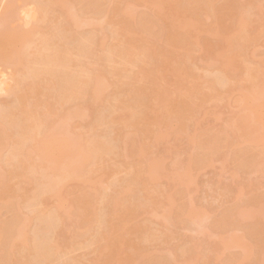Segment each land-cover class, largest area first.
<instances>
[{
    "label": "bare ground",
    "instance_id": "6f19581e",
    "mask_svg": "<svg viewBox=\"0 0 264 264\" xmlns=\"http://www.w3.org/2000/svg\"><path fill=\"white\" fill-rule=\"evenodd\" d=\"M144 1L152 4L157 9L160 8L162 12L166 11L165 9L168 10L166 12L176 11L184 17V20L172 19L169 21L170 27L167 26L166 29L155 12L142 11L135 14L132 11L121 10L114 0H6L4 2L3 14L0 16V65L6 63L12 67L13 84L4 82L3 85V81L6 80L2 77L1 81L0 78V92L7 91L9 95L6 101H0V264H87L82 258L75 257L73 250L80 244H93L99 239L105 240L107 243L100 249L101 256L95 260L93 259L92 262H88L89 264H172L173 262V264L178 262H180L178 264H194L195 257L181 261L179 255L183 254L184 245L179 247L180 253L173 254L175 252H168L167 250L162 253L168 255H161V253L158 256L156 254L154 256L146 254L148 258L145 259L146 255L143 254L144 239L141 238L139 241L137 237L144 234L143 236L146 238V232L149 229L146 228L148 230H145L144 226L137 224L129 229V232L133 235L138 234L135 237L138 241H136L137 239H130L134 238L131 236L128 238L121 230L122 224L128 226L127 220L135 212L132 206H136V198L139 197L135 191L144 192L142 196L144 200L140 202L141 205L145 204L151 197V188L143 181V175L144 179L145 174L155 179L159 172L163 175L158 174L159 177H170L164 173L168 171L164 163L163 166H161L162 164H159V166L160 168L165 166L164 168L167 170L161 169V172L158 170L157 173H153L155 168L152 169L153 166L150 167L151 165L146 166L145 162H141L133 169L131 163L122 161V164H129L126 177L110 181V186L113 185L117 188V195L122 198L106 197L107 192L104 190L101 193L99 192L98 203L91 206L88 194L82 199L76 196L75 201L79 204V210L82 211L78 221L84 226L79 223L75 232L67 226L66 218L61 214L69 201L65 196L67 193L65 189L70 186L73 180L94 184L91 177L83 175L82 169L85 163L92 159H98L100 162L106 160V156L115 149L113 143L119 140L120 125L131 127L142 133L141 138L129 133L127 139L123 141V148L128 150L126 157H147L152 152L147 145H150L152 141H147L148 143L144 144L142 139H151L153 132L156 134L153 130L154 127H157L156 125L167 124V120L171 117L182 116V111L190 112L198 106L197 102L195 103L196 106L186 100L187 97H184L186 95H179V97L176 96L174 99L169 100L168 92L165 91L161 98L159 95L153 97L157 80L154 73L157 71L156 68L160 69L158 68L160 63V67L163 66L160 56L169 53L164 48H172V50L166 49L171 53L175 51H173V48L177 52L181 47L180 49L183 52V44L187 42V34L190 36V33L179 32L178 30L181 28L198 30L200 33L206 32V34L211 32L214 35L221 36L220 34L225 31V29L222 30L224 27L222 26L223 28L220 29V24H218V27L215 25L224 21V15L222 16L224 18L220 20L223 13H228L222 11L229 9V15H231V11L234 10L232 6H227L231 3L225 5L231 7V9L225 6L226 9L220 6H212V11L218 8L216 11L214 10L216 14L213 12L212 15L209 4L216 0H192L191 4H189L190 0H180L170 8L165 7L166 0L164 2L162 0ZM54 2L61 4V11L58 13L52 7ZM202 4L203 7L199 6ZM30 5H33V8ZM189 5H194L196 8L200 7L199 9L202 12H199L201 11L199 10L194 16H190L187 13ZM110 10L114 13L112 19L110 18ZM210 13L211 17H209ZM234 14V17L231 15L233 19L229 17V21L222 22L221 25L225 24L228 34L225 33L229 36L228 41L233 37L230 41L236 48L233 53L228 55L217 51L213 56L218 61L212 59V62L215 61V63L220 64L217 70L218 74H227L232 64L234 66L233 70H236L241 66H247L249 61L252 62L249 56L252 52L249 50L254 49L255 46L252 45H256V40L264 36L263 34L257 37L259 34L261 35L258 29L255 33L256 28L260 26L261 29L259 28V30H264V23L259 27H254L255 24L253 28L249 27V29L248 25L252 26L251 21L246 19L247 17L243 16L244 14L236 17ZM20 15L24 16V23H17V18ZM204 16L207 19H212L215 16L220 22L215 18H213L214 22L208 19L212 21L214 26L209 30V28L203 26L204 24L208 26L204 22ZM53 17H57L54 28L45 34L42 33L37 41L32 40L31 35L34 30L39 28V24L45 23ZM71 23L77 28L88 25L90 29L87 32H72ZM26 25H30V27L25 28ZM215 28L216 33H214ZM102 29L106 30L101 33L100 30ZM250 30H252V34H257V38H254V35L251 37ZM208 35L204 37V42H206L204 45L211 46L209 38L206 40ZM227 36H224L225 41ZM253 39L256 41L255 44H253ZM238 41L239 45L236 44ZM163 44L168 46L164 47ZM138 47L140 50L136 52ZM189 49H191L190 52L184 50L187 54L184 53L185 57L180 56L181 60L178 57V66L180 67L178 70L182 71L181 73L185 69L186 72L195 69H191L194 67L190 65L191 63L189 64L190 68L188 65L192 60L191 53L195 52L194 49ZM96 50L99 51L98 56L94 54ZM239 50L242 51V54L245 52L244 55H247L248 51L250 53L246 57L241 56ZM179 51L178 54L181 53ZM90 55L98 59L92 65H87L85 59ZM189 56L191 59H189ZM139 58L145 63V66H140L134 77L147 75L148 79L146 81L143 78H138L136 81L122 80L123 76L131 74L130 65L133 66L134 61ZM243 58H246V61L249 59L247 63L246 61L241 63L244 61ZM178 60H176V63ZM209 62L208 64L211 65L212 63ZM234 62H238V64H234ZM105 63L108 65H104ZM150 65L153 68L149 69ZM250 65L249 68L248 66L245 68L251 76L248 72H245L249 80L251 78L254 81L252 83H255L260 77H256L258 72H255L256 68H253V65L250 67ZM255 66L257 67V65ZM205 70L208 71V68ZM251 70L254 72H251ZM185 71L184 73H186ZM208 73V77H210L212 72ZM213 75H216V77L204 78V82H206H203L202 86L196 84L197 86L194 88L195 85H191L193 87L191 90L196 91L198 97L201 93L200 97L203 98L205 97L202 92L204 90H201V87L204 88L203 86L206 84L204 89L213 90L211 96L214 92L221 93L218 85H222L224 80L218 78L216 73H213L212 77ZM258 76H260V73ZM109 77L113 80L112 82L108 79ZM263 84L259 85L257 83L259 87L254 84L248 85L249 97L253 100L251 105L252 118L247 115V117L240 118V122H238L240 123L238 126H240L242 120H245L246 127H244V130L252 132L257 138H260V132L264 130ZM113 86L115 90L110 96H107L106 93ZM187 90H190V88ZM206 94L210 95L208 92ZM100 102L102 106L98 107ZM159 103L164 104V112L162 110L161 116L157 113V109L156 113L158 115L154 111ZM179 103L184 104L183 108ZM179 107L182 109L180 110ZM176 108H179L178 112ZM91 111L95 112L90 125L93 131L84 140L81 132H72L71 123L75 118L83 120L86 117H91ZM152 111L156 114L155 116L150 115ZM183 119L182 116L179 122L182 123ZM250 119L255 124H259V127L251 125ZM178 123L179 126L180 123ZM237 124L236 128H238ZM81 125L79 127L83 128ZM178 126L176 127L179 128ZM181 127L182 131H187V127ZM163 134L164 132L158 134L161 135L160 139H163ZM166 134L168 133L166 132ZM204 134L205 132L201 133L202 137L201 135L198 136L201 137V141L197 140L198 137L193 136L195 140L193 144H197V146L195 145L194 154L191 152L192 156L189 155V162L184 171H178L177 175L175 174L179 179L183 180V177L188 175L191 169H194V166H191L193 163L196 167L206 163L208 157L211 159V155L209 156L211 150L213 149L215 155V151H220L215 150V148L220 149L222 142H226V138H223L224 135L217 133L220 135L218 137L215 134L217 139L215 135L211 137L210 134L208 136L206 134L204 136ZM220 138L223 139L222 142ZM159 140L156 141L157 144H159ZM198 143H201L202 146ZM198 146H201V148ZM253 156H255L254 153ZM237 159L240 163L239 156H237ZM155 160L150 161L154 167L158 166V160ZM176 161L179 160L175 159L174 162ZM165 174L166 176H164ZM26 183L29 186H26ZM68 193L72 196L71 201L73 202L74 190ZM172 204L177 205L176 203ZM172 204L170 216L174 212L173 207L175 209ZM180 206L182 208L183 203ZM177 212L178 210L174 214ZM180 212L178 213L181 214ZM194 214L196 216L194 211L189 212V216L192 215L191 218L194 217L195 219L197 217L193 216ZM112 216H116L115 220ZM179 216H176L177 220ZM69 217L71 218L72 214H69ZM179 220L178 222H180ZM256 225L258 227H253L251 233L262 234L264 226H261L260 223H256ZM222 226L224 225L222 224ZM125 232L127 231L125 230ZM148 234L151 235V233ZM166 235L168 236V233ZM245 235L244 233L240 238L247 237ZM240 238L233 235L228 239H223V243L239 246L245 240L240 241ZM257 239L259 240V242L257 241L258 244L260 242L264 244V241L260 240L262 236ZM123 245L124 253L120 251L113 253L119 246ZM244 249L245 255H247L249 253V251H246L247 247ZM173 257L177 258L171 262ZM207 257H209V254H207Z\"/></svg>",
    "mask_w": 264,
    "mask_h": 264
},
{
    "label": "rangeland",
    "instance_id": "374dc122",
    "mask_svg": "<svg viewBox=\"0 0 264 264\" xmlns=\"http://www.w3.org/2000/svg\"><path fill=\"white\" fill-rule=\"evenodd\" d=\"M5 1L6 0L0 1V16L1 14H3V4ZM114 1L115 4H117V6L119 7V9L132 11L135 14H139L142 11L155 12L158 18L161 19V22L166 29L167 26L170 27V20H184V17L181 14L176 13V11L166 12L168 10L165 9L166 11L162 12L160 8L157 9L155 6L145 2L144 0ZM162 1L164 2V0ZM177 1L180 0H166L165 7L170 8V6H172ZM191 1L192 0L189 1V4H191ZM226 3H231L227 6H232V8L234 9H232L233 11H231L232 16L234 13L235 17L244 14L243 16L247 17L246 19H249L251 21L252 26H249V24L248 28H253V25L255 24L256 25L254 27H259L260 25H263L264 0H216L209 4L210 12L212 13V15L215 13V9H213V11L211 9L212 6L224 7ZM199 6L203 7V4ZM227 6L225 7L231 9V7ZM30 7L33 8V5H30ZM52 7L56 11V13L61 11V4L59 2H54ZM199 8H196L194 5H189V8H187V13L190 16H194L196 12L198 13V11L201 10ZM217 9L218 8H216V10ZM110 11V18L112 19L114 17V13H112V10ZM225 11L228 13H223L222 15L218 11L221 15L220 20L224 18H222L223 15L225 16V18L223 19L224 21H221V23H225L229 19V17L230 19H233L232 16L229 15V9H226L222 12ZM199 12H202V10ZM211 13L209 17L212 16ZM205 16L204 22L207 23L208 26H205L206 24L204 23L203 26L209 28V30L214 27L212 25V21L214 22L213 18L220 22L219 19H216V15L212 17V19L208 18L212 21L205 18ZM217 16L219 18V14ZM24 21L25 18L23 15H20L17 18V23H24ZM55 22H57V17L50 18L45 23H40L39 28L37 30H34L31 35L32 40L37 41L40 35H42V33L45 34L49 32V30L51 31L55 26ZM221 23H217L215 26L218 27V24L221 25ZM209 25H211L212 27H210ZM220 25V29H222L223 27L224 28L222 30L225 29L223 34L219 33L222 37L214 35L211 32V34L208 32L207 34L206 32L200 33L198 30L194 31L193 29L190 30L188 28H181L178 30L179 32L190 33V36H188L187 34V42H185L186 44H183V47L187 50L186 52H190L191 49L189 48H192L194 49L193 51H195L191 53L192 60H190L191 62L188 63V65L191 63L190 65H192V67L194 66L191 69L195 68L194 70L190 71H193L192 73H190L189 71L186 72V69V71L184 70L186 73H184V71L183 73H181L182 71L178 70L180 68L178 66V62L179 60H181L180 56L185 57L184 48L183 52L180 49L181 47H178L179 49L177 50V52L176 49L173 48V51H175L171 53L167 50H172V48H164V50L169 53H164L160 56V60H162L163 66L161 68L160 63L158 65V68L160 69L156 68L157 71L156 73H154V75L156 76L155 78H157V80L153 97H157L159 95L161 98V96H163L164 92L166 91V93L168 92V97H170L169 100L172 98L174 99L176 96L179 97V95H186L184 96L187 97L185 98L186 100L190 101L192 105H196L195 103L197 102L198 106L196 105L197 107L194 108L192 111L190 110V112L182 111L181 114L184 117L182 123L185 125L179 122V119L182 117L180 115L168 119L167 124L164 123L162 125H156L157 127L153 128L156 134H154L153 132V136H151V139H142V142L144 144L148 143L149 141H152L150 145H147L149 146L150 151H152L149 155H147V157H126L128 150L123 148V141L127 139L129 133L133 136H137L138 138L142 137V133L140 131L132 129L131 127L129 128L124 125L119 126V140L113 143L115 149L106 156V160H102V162H100L98 159H92L91 161L86 162L82 169L83 175H85L86 177H91V179L94 180V184H86L83 183V181L81 180H73L70 186L65 189L67 190L65 196L69 199V201L66 203V206L61 211V214L66 218L67 226L71 227L74 232L77 229V225L81 223L80 221H78V217L80 214H82V211H80L78 208L79 204L75 201L76 196L82 199L86 194H88L90 197L91 206H95L98 203L99 192L101 193L104 190L105 192H107L106 197L111 196L113 199H116L117 197L122 198L117 195V188L113 187V185L110 186V181L118 179L120 180L121 178L126 177L127 171L129 170V164L126 163H131L132 168L134 169L141 162H145L144 164L146 166L151 165L150 167L153 166L152 169L155 168V171H152L153 173H157L158 170L161 172V169L165 170L166 168H168V171L164 173L168 174L170 176L169 178L172 179L162 177V173L160 174L159 172L156 175L157 178L159 177V175H162L161 177H159V179L150 178L147 174H145L144 179L143 175V181L151 188V197L148 201H146L145 204L141 205L140 202L144 200L142 198L144 192L135 191L139 196L138 198H136V206H132L133 210L135 209V212L133 216H131L130 219L127 220L128 226H124V224H122L121 230L124 231L128 238H130L129 236L134 237L130 239L139 238V241L141 240V238L144 239L143 246H145V248L143 250V254H152L153 256L154 254H156L158 256L159 253H161V255L167 254L162 253L166 252L167 250L168 252L172 251L175 252L173 254H177L181 252L179 247H182L184 245L185 249L183 251V254L181 253V256L179 255L181 261L184 259H189L190 257H195L194 264H264V244L260 242V244H262L260 246V244H258L259 240L257 239L262 236V239L260 240L264 241V231L262 232V234L251 233L253 227H258L256 223H260L261 226H264V130H261L260 132V138H263L260 139L255 137V134H253L252 132L244 130V127H246L245 120H242L241 125L238 126L240 124L238 123L240 122V118L247 117V115H250V117L252 116L251 105L253 103V100H251V98L249 97L250 95L248 87L253 84L257 85V83H259V85L264 83V79H262L264 78V36L261 37L259 40L257 39V42L254 41L255 39H253V44H255L254 42H256V45H252L253 47H256H254L255 50L252 48H250L252 50H249L247 48L249 51L252 52L251 54H253L249 55L252 62L249 61V63H247V61L250 59L249 57V59L247 58V61L245 60L246 58H243L244 61L241 62L245 63L246 61V63L248 64V68L250 63H252L251 65L254 66L253 68H256L254 70L255 72H258L256 77L260 78L255 81V84L252 83L254 81L251 78L249 80L248 75L246 73L248 71H246L245 68L247 66L243 64L242 65L245 67L241 66V68H237L236 70H233L234 66L232 64L227 74H218L217 70L220 64L218 62L215 63V61L218 60L213 56H215L217 51H220L222 54L228 55L230 53H233L236 48H234V44H232V41H230L233 37H231L228 41L229 36L226 35L227 29L224 26L225 24H222L221 26ZM29 27L30 25L25 26V28ZM70 28L72 32H87L89 31L90 26L86 25L77 28L73 23H71ZM259 28L261 29V26ZM259 28H256L255 31V33H257L258 29V31L261 33V35L259 34L258 36L257 34L254 35L255 33L252 34V30L254 29L250 30L251 32L248 31L249 33H251V37L252 35H254L253 37L255 38L256 36L259 37L264 34V30L260 31ZM104 30L106 29H102L100 30V32L102 33ZM222 30L220 31L221 33ZM212 31L214 32V30ZM214 33H216V28ZM205 34H209L206 37V40L207 38H209L208 40H210L209 42L211 43V46H206V44L204 45V43H206L204 42V37L206 36ZM224 36H227L226 41L224 40ZM235 40L237 39L235 38ZM239 41L236 44L239 45ZM166 46L168 45H164V47ZM139 50L140 48L138 47L136 52H139ZM236 50L238 51V49ZM178 51L181 53L178 54ZM249 51L248 53H250ZM253 51L255 52V54ZM98 52V50L94 52L95 56H98ZM241 52L242 51H240V53ZM209 53H212V56ZM244 54L241 53L240 55L246 57L247 55ZM190 56L189 59H191ZM239 57L240 56H238V58ZM238 58L236 59L239 61L240 59L242 60L241 57L240 59ZM96 59L98 58L90 55V57H87L85 59V63L87 65H92ZM212 59L215 61L212 62ZM176 60H178L177 63ZM208 62L212 64L209 65ZM234 64H238V62H234ZM104 65L108 64L105 63ZM190 65L189 68L191 67ZM251 65L250 67H252ZM255 65H257V67ZM140 66H145V63L141 60V58L136 59L134 61L133 66L130 65V69L132 71L131 74H128L130 75V77H128L127 75L123 76L121 79L124 81H136L138 78H143V80L146 81L148 79L147 75L141 77L138 76L137 78L134 77V74L137 73V70ZM151 67L152 66L150 65L148 68L151 69ZM173 68L176 72L179 71L177 72L179 76ZM206 68H208V71L205 70ZM258 69L260 72L258 71ZM172 71L175 72L176 75ZM210 71L212 73L211 76L209 75L210 77H208V72ZM254 71L251 70V72ZM213 73H216L218 75V78L224 80V83L222 85H218V88L221 93L218 94L214 92L212 93L213 96H211V91L213 92V90L209 91L207 89H204L206 85L205 84L203 86L204 88L201 87V90H204L202 92L203 96L205 97H200L202 95L201 93H199L200 96L198 97L196 91L191 90L193 89L191 85H195L194 88L197 86L196 84L202 86L205 80L204 78L211 79L216 77V75H213L212 77ZM259 73L260 76H258ZM12 74V67H10L6 63H2V65H0L1 81L2 77L5 78L4 80H6L3 81V85L5 84L4 82H8L7 84L11 85L13 84ZM253 77L256 78L254 75ZM108 79L111 82L113 81L111 77H109ZM250 81L252 84L250 83ZM259 85L257 86L259 87ZM188 88H190V90H187ZM114 90L115 87L113 86L109 89L106 95L110 96ZM206 91L208 92V94L210 93V95H207ZM6 92H0V101H6L8 99L9 95L8 92L7 94ZM101 106V102L98 103V107ZM180 106L183 108L184 104H180ZM179 108H176L177 112ZM182 108H180V110ZM156 109L158 111L157 113L160 114L159 116H161V112L164 109V104L159 103V105L154 110L155 113ZM93 113L95 112L91 111V117H86L83 120H80V118H75V120H73L71 123L72 132H81L83 134L84 140L93 131L90 126L93 119ZM155 113H153L152 111L150 115L155 116L157 114ZM250 121L251 125L259 127V124H255L252 119H250ZM178 122L180 123L179 126L177 125ZM235 122H237L238 124ZM236 124L238 128H236ZM80 125L83 128H80ZM176 126H178L179 128H177ZM181 126H184V128L187 127V131H182L183 128ZM180 127L182 128V130L180 129ZM161 132H164L162 136L163 139H160L161 135H158L161 134ZM166 132L168 134L165 135ZM203 132H205L207 136L210 134L211 137L215 134H220L222 136L224 135L223 138H226L227 143L222 142L223 139H221V136L220 139L222 142V146L220 149L215 148V150L220 151H217V153L214 150V155L212 149L211 151L213 152V154L212 152L209 154V156L211 155V159L208 157V162L206 160V163L202 164L199 167H196L193 163L191 166H194V169H191L190 173L188 175H185L183 177L184 179L181 180L178 178V176H176L177 172L184 171V168L188 165L189 162V155L192 156L191 152H193L197 146V144H193V142L195 143L193 136H196L197 138ZM205 134L204 136H206ZM228 134L229 136L227 137ZM220 135H218V137ZM202 136L203 135H201V137ZM201 137H198L199 139L197 138V140H200ZM157 138L158 140L160 139L159 144L156 143V141H158ZM198 145L202 146L201 143H198ZM201 146L198 147L201 148ZM253 153L255 156H253ZM237 156L240 157V163L237 159ZM154 159H156L155 161L158 160L159 162H161L159 163L157 161L158 166L156 167H158V169H156V167H154V165H152V163L150 162ZM175 159H178L179 161H176V163L174 162ZM122 161H125L126 163L122 164ZM163 163L165 164V166H167L166 168H164L165 166L160 168L159 164H162L161 166H163ZM166 174L164 176H166ZM25 185L29 186L28 183H26ZM72 190H74L73 202L71 201L72 196L68 193ZM171 200L174 202H172ZM172 203H176L177 205H179L180 203V205H182L183 203V206L182 208H180V205L177 206ZM171 204L172 207L175 206L176 210L173 207L174 212L178 210V212L181 211V214H179L178 212L174 214L173 212L170 216ZM190 211H194V213H196V216L195 214L193 216L197 218H191L192 215L189 216ZM69 214H72L71 218L69 217ZM178 215H182L181 217L179 216L180 220L178 219L180 222H178L176 218V216ZM112 218H114L115 220L116 216H112ZM174 219L176 222L174 221ZM228 220H230L232 224ZM136 224L144 226L145 230L149 229L148 232H146V238H144V234H141L142 236L139 237L138 234L133 235L131 232H129V229L131 227H135ZM222 224L224 226H222ZM81 225L84 226V224L82 223ZM125 230L127 232H125ZM165 232L168 233V236L166 235L167 233L165 234ZM148 233H151V235ZM244 233L247 235V237H242L241 239L240 236H243ZM149 235L150 237H148ZM233 235H237V237L239 236L240 241L243 239L245 240H243L241 245L239 244V246L233 244L226 245L223 243V239H228ZM136 236L138 237L135 238ZM136 241H138V239ZM106 243L107 242L105 240L99 239L96 243L93 244H80L75 247L73 252L75 257H79L80 259L82 258L85 263L89 264L88 262H92L93 259L95 260L97 257L101 256L100 249H102L104 245H106ZM244 246L248 249H246V251H249L247 255H245ZM116 251L124 253V245L119 246V248L113 251V253L115 254ZM207 254H209V257H207ZM147 255L145 259L148 258ZM177 257H173L171 262H173Z\"/></svg>",
    "mask_w": 264,
    "mask_h": 264
}]
</instances>
